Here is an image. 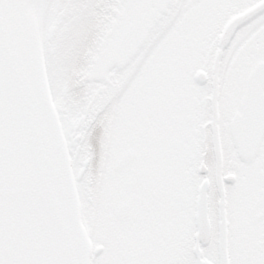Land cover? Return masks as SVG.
Here are the masks:
<instances>
[{"label":"rangeland","instance_id":"obj_1","mask_svg":"<svg viewBox=\"0 0 264 264\" xmlns=\"http://www.w3.org/2000/svg\"><path fill=\"white\" fill-rule=\"evenodd\" d=\"M249 1L251 0H189L183 4L182 11L175 17L176 10L180 7L179 4L178 7L175 5L176 0H124V12L120 16L119 24L114 26L98 45V53L94 55L87 71L90 77L96 78L100 72H104L103 69L109 66L108 61L116 54L119 57L115 66H120L121 73L135 60L140 62L139 74L130 80L131 85L121 98L116 117L118 123L116 133L112 135L113 138L105 139L103 145L102 181L106 182L110 179L112 188L102 199L103 213L100 218L97 216V228L93 232L94 241L102 243L104 247L95 256L93 264H186L188 262L189 236L188 239L186 238L185 252L177 245L181 242L180 237L182 238L185 233L184 228L187 224L184 209L190 200L192 183H194L191 171L193 163L191 143L193 144L194 140L191 139L190 134L196 133L200 125L205 131L207 127L205 123L211 124L215 130L217 125L215 120L218 118H220V127L223 129V123L226 126V121L237 107L248 70L257 59L264 58V16L236 35L229 46L227 61L222 64L223 67H218L216 62L210 66L211 86L204 88V94L213 101V107L200 122L195 119L197 98L194 97V93H201L202 87H196L192 75L195 69L204 68L201 67L199 54L202 45L206 47V44H210L219 21L234 8L244 6ZM40 5L37 0H31L27 10L44 69L42 43L45 39L49 41L56 35L57 25H50L43 39L40 30ZM139 13L144 16V25L140 31L137 30ZM163 18H166L168 27H163V29L167 28L160 42H157L156 46H151V49L147 47L148 41L158 29L159 20H165ZM143 48L151 49L145 57L141 55ZM107 80L109 79H104L103 85L97 88L93 96L92 100L97 103V107L108 101L109 90L105 87ZM192 85L195 87L192 88ZM156 91L160 93L159 97H162L158 98L156 103L161 100L164 106L171 105L173 109L171 117L173 114V118L176 119L177 114L181 113L178 112V108L183 111L184 108L188 110L189 118L186 122L172 123V133H170L171 124H166L161 118H158L156 123L154 120L151 121L150 106L153 93ZM217 105L222 115L219 113V116L216 115ZM184 126L189 130L187 135L184 134ZM169 127L166 133L165 129ZM155 132H158V152L165 154L164 151L168 152L169 149L170 155L173 156L169 163L161 166L158 164L157 169L150 173L139 168L140 159H134L119 171L112 169L113 163L123 151L136 149L139 134L149 140ZM164 137L168 138L169 146ZM224 142L226 165L243 170L245 163L238 161L234 152L230 151L231 141L227 133ZM146 174H152L156 179V195L151 208L140 218L136 187L139 180L143 185L146 184ZM243 188L245 187L236 185V182L228 187L232 194L231 199L228 197L227 200L234 235L231 248L232 264H249L247 262L248 225L245 218L248 205ZM233 191H240L241 194H235ZM211 193L212 199H216L217 191ZM123 201L130 203V213L124 220H119L114 211ZM104 203L111 206L110 212H107V205L105 208ZM146 206L148 204L143 200V208ZM212 220L215 223L216 218Z\"/></svg>","mask_w":264,"mask_h":264},{"label":"water","instance_id":"obj_2","mask_svg":"<svg viewBox=\"0 0 264 264\" xmlns=\"http://www.w3.org/2000/svg\"><path fill=\"white\" fill-rule=\"evenodd\" d=\"M31 0H0V264H90L91 248L81 221L75 180L82 177L88 154L74 177L65 138L29 23ZM264 12L258 0L233 14L223 25L217 43L226 47L235 31ZM144 25L137 18L138 30ZM194 78L206 81L198 69ZM264 60L247 75L240 111L230 119L233 145L242 161H252L264 134ZM134 158L124 152L114 168ZM198 171L204 175L203 161ZM225 180L233 181L232 175ZM209 181L197 186L194 211V264H214L202 256L201 245L210 238L208 218ZM129 205L118 208L119 218ZM218 264H229L224 200L218 201Z\"/></svg>","mask_w":264,"mask_h":264},{"label":"trees","instance_id":"obj_3","mask_svg":"<svg viewBox=\"0 0 264 264\" xmlns=\"http://www.w3.org/2000/svg\"><path fill=\"white\" fill-rule=\"evenodd\" d=\"M187 1L189 0H176L175 5L179 4L180 7L177 6L175 17L177 13L182 11V6ZM252 1L254 0L250 2ZM245 5L234 8L225 18L231 13L242 9ZM39 10V15L40 17L42 16V27L44 26L47 29L52 24L57 25L56 35L52 41H46V39L44 41L50 88L63 126L70 128L74 123L83 125L84 134L82 139L78 141L72 140L70 150L76 167L84 156L87 146L91 147L89 166L78 185L92 180L89 188L93 190V183L96 179H102L104 171L103 145L105 139L113 138L112 135L116 133L118 126L116 117L118 116L121 98H123L124 93L126 94L130 80L138 73L140 68L139 61L135 60L121 73L122 69L120 66H115L118 62L112 63L108 61L109 66L104 68V72H100V75L96 78L90 77L87 73L89 64L92 62L94 55L98 53V45L104 40L106 34L119 24L120 16L124 12V0H48L44 13L42 8H39ZM163 19L165 20H159V27L153 33L152 39L148 41L147 47L156 46V43L160 42L164 30L168 27L166 18ZM223 21L216 28L210 44H206V47L201 44V51L199 49L201 67L207 70L215 62L221 68L223 67L222 64L227 61V51L230 45L226 48H220L216 44V36ZM249 25L250 23L239 28L236 35ZM164 26L167 27L163 29ZM48 43L50 44L49 46ZM151 49L143 48L141 50L142 57L148 55ZM116 52L120 53V51ZM105 78L109 79L105 81V84L108 82L105 85L107 87L106 90H109L108 101L97 107V103L92 99L97 88L103 85ZM210 100H206L207 108H209ZM200 126L196 133L190 134L191 139L194 140L193 144L191 143V161H193L191 171L194 183H192V194L188 208L190 247L189 260L186 264H193L194 262L192 253L194 197L197 184L201 178V174L197 171V164L201 159L209 167L208 174L212 180L209 196L212 235L210 242L203 246L202 249L203 254L208 259L216 262V230L215 223L212 220L215 218L216 200L212 199L211 191L214 194L217 185L213 181L212 174L215 164L220 163L221 158L225 155V142L221 135L215 138L204 137ZM79 195L82 199L87 196L86 193L82 195L80 193ZM91 195L92 197L95 196L93 191ZM91 220H93L92 213L84 217L86 225ZM95 258V256L91 257V264L94 263Z\"/></svg>","mask_w":264,"mask_h":264},{"label":"flooded vegetation","instance_id":"obj_4","mask_svg":"<svg viewBox=\"0 0 264 264\" xmlns=\"http://www.w3.org/2000/svg\"><path fill=\"white\" fill-rule=\"evenodd\" d=\"M115 59V58H113ZM112 59V60H113ZM249 72V70H248ZM247 72V73H248ZM247 75V74H246ZM208 79H212V77L209 75ZM246 81V77H245ZM244 81V83H245ZM211 86V84H210ZM195 86L192 85V88ZM198 87V86H196ZM205 88V87H204ZM203 89V87H202ZM243 89L244 85L242 88V93L241 96L238 100L237 107L234 108L233 112L231 113L230 117L226 122L229 123L230 118L233 116V114L239 110L240 108V100L243 94ZM263 93H264V85H263ZM160 93L157 91L153 93L152 100H151V106H150V112L152 109V118L151 121L157 122L158 118H161L163 122L166 124L169 123L171 124V129L166 128L165 131L168 133L170 129V133H172V123L174 121H179V122H186L188 117V110L186 108L179 109L178 112L180 111L181 113L177 114V118H173V114L171 117V113H173V109L171 108V105H165L161 103V100L157 101L158 98H162L161 96L159 97ZM194 97L197 98V105H195L196 112L195 113V119L197 121H201L202 119L205 118V115L209 113V109L206 108L205 106V97L206 95L204 94L203 90L201 93H194ZM107 104H109L107 102ZM217 104H219L217 102ZM218 107V105H217ZM212 106H210V109ZM216 111V115L219 116L222 115V112L219 111V107ZM219 113V114H218ZM211 114V112H210ZM140 115H142L140 113ZM225 118V117H224ZM170 121V122H169ZM220 123V118L218 120H215V124ZM154 125V124H153ZM217 128L221 129V127H216L215 130L210 124V126H207L205 128V131L203 132V136L205 137H210L214 138L218 135L221 134L220 130L217 133ZM155 129V126H154ZM209 129V130H208ZM188 129L186 130V127L184 126V134H188ZM63 132L64 135L67 139V141L70 142V146H72L71 141L72 140H80L84 134V129L83 125L79 123H74L70 128L69 127H64L63 126ZM223 136L226 135V128L223 123ZM157 135L158 132L152 133V136L149 137L148 139H144L141 134L138 136V144L136 149L134 150L135 152V158L134 159H140L141 163L139 164V168L142 169V171H155L157 169V165L160 164L164 165V163H169L170 160L173 159V156L170 155L169 149L168 152L164 151L165 154L159 153L158 152V147H157ZM166 140L167 145L169 146V140L167 137H164ZM168 148V147H167ZM232 151V150H230ZM233 152V151H232ZM236 155V151L234 152ZM164 156V158H162ZM215 172L213 179L215 183L218 185V191L217 194L220 190L221 193H225L228 195V197L231 199V190L229 192L228 187L236 182V185L238 186H243L242 190H244V195H245V201L247 202L248 208L245 212V218H246V224L248 225V249H249V256H247V262L249 264H264V136L262 138V141L259 145L257 154L255 158L251 162H247L245 164V168L242 169H233V166H228L226 163H223L222 160L220 163L215 164ZM113 166V165H112ZM159 168H164V167H159ZM227 174H232L234 176V181L229 182V181H224V176ZM143 175V174H142ZM92 183V180H89L88 182L85 181L81 183V185H77L78 192L79 194H85L88 195L86 198V202L83 200H80V209H81V215L82 217L88 216L90 212H94L97 214V216L100 218L101 213H103V203L102 199L105 195V193L110 192L111 183L110 179H108L106 182L105 180H95L93 183V190H90L89 185ZM106 183V184H105ZM145 185H143L142 181L139 180L138 186L136 187V195L137 199L139 202V217L141 218L148 209L151 208V205L153 203V198L156 195V179L152 176V174H146L145 175ZM92 191L94 193V197L90 196L92 194ZM240 193V191H233V193ZM106 199V198H105ZM143 200L146 201V204L148 206L143 208ZM122 203V202H121ZM120 203V204H121ZM119 204V205H120ZM106 205L104 203V206L106 208ZM117 205L115 209V214L117 215V209L119 207ZM111 206L107 205V212H110ZM129 209H130V203H129ZM105 210V212H106ZM230 210V208H229ZM187 213V212H186ZM229 234H228V245L229 248L233 246V232H232V219L229 213ZM97 228V224H95V229ZM185 233L183 234L181 238V242L178 243V246H181L182 251L185 252V248L187 246L186 238L188 239V225L184 228ZM186 255V254H185ZM184 261V259H183Z\"/></svg>","mask_w":264,"mask_h":264}]
</instances>
